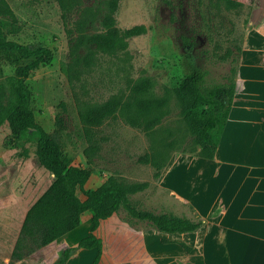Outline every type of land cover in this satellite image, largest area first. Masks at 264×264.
I'll list each match as a JSON object with an SVG mask.
<instances>
[{
  "label": "rangeland",
  "instance_id": "rangeland-1",
  "mask_svg": "<svg viewBox=\"0 0 264 264\" xmlns=\"http://www.w3.org/2000/svg\"><path fill=\"white\" fill-rule=\"evenodd\" d=\"M239 1L240 6L227 8L221 0H118L113 11L107 0H0V26L3 41L50 49L51 61L29 70L30 107L68 164L102 176L148 181L147 189L131 196L137 208L186 217L183 204L156 184L154 168L137 161L150 150V139L110 117L119 104L115 98L141 75L154 79L158 94L176 85L192 62L206 71V84L224 82L227 75L236 79L244 40L253 24L264 19V0ZM137 24L146 31L129 35L127 29ZM184 37H194L190 47L185 48ZM34 59L0 48V264H8L27 208L52 180L33 146L13 141L3 122L19 100L11 82L14 70ZM107 103L113 105L108 114L102 111ZM162 127H184L174 98ZM94 137L104 139L87 163L82 150ZM191 145L192 136L185 134L173 147L188 151ZM98 182L91 178L85 187ZM75 253L70 264H88V254ZM47 254H29L23 264H51L61 252L52 261Z\"/></svg>",
  "mask_w": 264,
  "mask_h": 264
},
{
  "label": "trees",
  "instance_id": "trees-1",
  "mask_svg": "<svg viewBox=\"0 0 264 264\" xmlns=\"http://www.w3.org/2000/svg\"><path fill=\"white\" fill-rule=\"evenodd\" d=\"M107 1L110 8L116 11L118 0ZM221 1L227 8L241 5L239 0ZM145 31L143 24L127 29L131 36ZM3 38L4 31L0 26V48L8 46L23 58L35 56L28 66L19 65L14 70L11 82L19 93V100L3 122L9 128L13 141H26L33 146L38 162L52 175L50 184L25 212L8 264H13L77 227L86 212L90 213L92 222L88 234L77 245L63 248L60 257L51 264H65L74 250L82 248L96 249L97 254L91 263L96 264L102 242L95 236L94 230L100 220L113 213L133 227H150L162 233L194 232L202 226L201 218L189 219L167 212L156 213L137 208L131 196L147 189L148 181L131 182L121 175L110 174L97 188H85L92 173L90 169L82 165L68 164L59 151L60 147H52V139L36 121L30 107L31 91L27 84L29 70L40 62L49 63L52 59L50 49L45 46L30 49L21 42L3 41ZM183 40L187 48L193 44L194 37H184ZM227 58L228 53L222 57L223 60ZM205 76L206 71L192 62L190 71L176 85L165 86L163 92L158 94L154 91V79L141 75L132 81L127 94L119 102L117 112L111 119L120 118L129 126L141 130L150 139V150L140 155L137 161L150 164L154 168V177L166 166L171 150L176 149L173 144L183 139L185 134L192 136L189 151H197L198 156L208 160L214 157L237 86L232 75L225 76L224 82L212 84L205 83ZM172 98L179 107V116L184 127H162V120L170 114ZM201 105L207 108L199 109ZM167 135L173 139L168 141ZM103 139L94 137L83 148L82 153L87 163L92 162ZM27 152L26 149L22 151L24 155Z\"/></svg>",
  "mask_w": 264,
  "mask_h": 264
},
{
  "label": "crops",
  "instance_id": "crops-1",
  "mask_svg": "<svg viewBox=\"0 0 264 264\" xmlns=\"http://www.w3.org/2000/svg\"><path fill=\"white\" fill-rule=\"evenodd\" d=\"M253 25L240 53L237 92L214 157L174 149L154 177L183 204L186 217L201 218L202 226L194 232L162 233L133 227L113 213L94 230L102 242L96 264H264V19ZM127 92H118L115 103ZM112 107L107 104L102 111L108 114ZM109 175L92 172L86 183L97 178L98 184L89 187L95 189ZM91 226L90 215H84L77 227L31 254L50 253L52 261L63 248L77 245ZM75 252L88 254V264L97 254L95 248L76 249L65 264ZM24 258L13 264H23Z\"/></svg>",
  "mask_w": 264,
  "mask_h": 264
}]
</instances>
